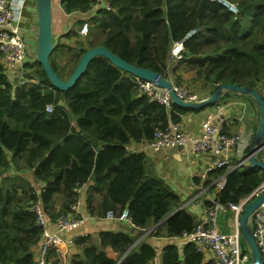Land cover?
I'll use <instances>...</instances> for the list:
<instances>
[{"label":"trees","instance_id":"obj_1","mask_svg":"<svg viewBox=\"0 0 264 264\" xmlns=\"http://www.w3.org/2000/svg\"><path fill=\"white\" fill-rule=\"evenodd\" d=\"M227 1L235 4L237 13L219 0H105V6L77 17L65 31L66 38L79 36L77 47L54 40L50 64L66 79L87 48L104 45L163 77L173 76L183 63L195 80L210 87V93L227 83L251 87L264 98V0ZM61 6L64 12L76 14L87 12L93 3L63 0ZM86 19L91 25L81 35L79 27ZM194 27L198 32L183 41L182 57L169 67L173 42ZM64 47L69 58L59 67L55 54ZM26 65L27 76L37 83L15 85L0 65V264H38L32 247L42 229L33 203L39 199L48 218L55 219L71 211L78 187L87 181L91 183L86 210L91 216L126 208L137 229L154 224L148 232L154 236L161 234V227L166 236L194 227L196 221L185 209L174 211L182 201L153 171L147 155L127 148L130 141L151 140L157 127L179 122L189 108L174 103L166 107L141 92L135 76L104 56L94 57L66 90L49 83L36 59ZM211 173L225 175L215 194L225 204L249 196L264 179V171L257 167L219 168ZM210 183L203 181L206 186ZM77 241L81 253L69 264H158L156 248L146 241L136 243L135 236L121 230H102ZM243 247L247 250L245 243ZM50 255L56 251L52 249ZM160 264L214 263L204 261L203 253L186 241L182 249L163 246Z\"/></svg>","mask_w":264,"mask_h":264},{"label":"built area","instance_id":"obj_2","mask_svg":"<svg viewBox=\"0 0 264 264\" xmlns=\"http://www.w3.org/2000/svg\"><path fill=\"white\" fill-rule=\"evenodd\" d=\"M91 1L93 3L92 8L83 13L92 15L94 10L101 6L100 0ZM219 1L225 4L234 14L238 12L234 3L227 0ZM29 5H34L33 0H0V65L3 67L4 72L9 74V79L15 85L38 82L37 79L27 76L30 68L26 65V62H29L26 49L31 19L28 24L23 23V20L26 17L25 13L29 12L26 11ZM90 25L88 19L84 20L79 27V34L86 35ZM197 32L198 27L191 28L184 34L182 39L174 41L170 49V57L179 60L182 57L183 41ZM165 78L170 81L173 90L182 100H202L188 86L177 83L170 74ZM136 82L141 92L159 103L166 107L172 103L168 90L157 86L155 81H147L136 77ZM46 109L50 111L52 109L51 105H47ZM228 118L224 107L217 105L213 111L205 115L199 134L186 132L179 122H169L162 128L157 127L154 130L149 145L154 150L177 146L184 147L186 145L191 152H200L207 155L204 170L199 174L202 179L207 173H211L215 169L240 168L244 163H247V156L245 155V157L236 161L234 165H230L231 155L236 147L244 142V136L226 130ZM256 153L264 161V143L259 146ZM224 182L225 175L222 173L215 177V181L212 183L213 189L209 190V186L202 188L200 193H203L205 199L210 202L209 206H206L205 219L196 222L191 230L183 231L181 237L192 242L204 256L210 254L214 264H251L250 254L243 247L244 242L238 229V217L252 195L255 196L256 193L264 190V179L249 196L243 197L237 202L226 204L215 198L216 192L219 191ZM31 209L34 211L36 221L42 229L37 263H52L54 259H57V256H51L50 251L54 249L57 253L60 245L65 242V235L80 225L84 217L79 216L78 202L71 205L70 212L60 214L55 219L48 218L39 199L33 203ZM226 212L231 213L236 222V227L231 232L219 230L216 225L218 214ZM106 217L133 225L126 208L116 214L107 211ZM249 223L252 227L255 243L261 253L262 264H264V202L253 210L249 217ZM57 264H60V262Z\"/></svg>","mask_w":264,"mask_h":264},{"label":"crops","instance_id":"obj_3","mask_svg":"<svg viewBox=\"0 0 264 264\" xmlns=\"http://www.w3.org/2000/svg\"><path fill=\"white\" fill-rule=\"evenodd\" d=\"M57 16L55 18V37L59 38L62 43L68 44L66 41L68 38L64 37V33L67 28L74 24L77 17H87L89 13L77 12L76 14L64 12L60 0H58ZM101 5H105V0H100ZM29 12L25 13V19L23 23L28 24L30 19L32 20V6H28ZM75 17V18H74ZM190 71H183L182 67L175 69V73L179 78H190L192 73ZM194 77V72L193 76ZM199 81V80H198ZM202 84V82L200 81ZM185 85V84H184ZM203 85V84H202ZM190 89L195 92L199 99L208 97L210 93V87L207 86L205 93L201 95L193 88ZM226 91L227 94L223 95ZM221 99L213 104L202 107L199 110H186L180 115L179 123L184 130L188 133L199 134L201 132V123L205 115L213 111L217 105L223 106L227 116L229 117L226 123V130L232 133H240L244 136V142H241L231 155V164L234 165L236 161L245 157L249 143L253 137V134L257 128L259 117L257 112L256 101L249 94H242L232 90H223ZM256 106V107H255ZM127 148L131 151H143L149 161L153 171L161 177L172 190L180 197L182 201V208L187 213L193 216L194 221H203L205 219L206 207L204 206L205 195L200 193L202 188L206 186L203 184L205 179L210 180L212 185L215 181V173H207L202 179L199 174L204 170L207 162V155L200 152H191L188 146H177L167 149L154 150L148 143V141H130ZM247 149V150H246ZM258 157V156H257ZM259 158V157H258ZM248 167L247 163H244L240 168ZM198 179V182L194 181V178ZM91 181L83 183L78 187V212L84 217L83 222L74 228V230L65 235V242L60 245L57 250V263L69 264L72 257L81 253V248L78 244L80 236L85 234L95 235L102 230H121L129 235L136 237V243L146 241L156 248L157 262L160 264L161 251L166 244L177 245L179 249H182L185 239L178 236H166L164 233V227H161L159 236L143 235V230L137 229L135 226L129 225L126 222H121L115 218L95 217L87 213L86 210V191ZM207 185V186H209ZM211 190V189H209ZM61 200L58 196L56 199V207L60 206ZM180 205V206H181ZM154 224L150 225L146 229H153ZM236 222L233 215L229 212L220 213L217 219V228L224 232H231L235 229ZM39 250V241L33 245L32 251L34 259L37 261ZM52 251V250H51ZM50 251V253H51ZM112 254V253H110ZM62 259V261H61ZM213 259L211 255L204 256V261ZM56 263V264H57Z\"/></svg>","mask_w":264,"mask_h":264},{"label":"water","instance_id":"obj_4","mask_svg":"<svg viewBox=\"0 0 264 264\" xmlns=\"http://www.w3.org/2000/svg\"><path fill=\"white\" fill-rule=\"evenodd\" d=\"M63 0H60L62 3ZM37 14V40L35 59L41 65L46 73L49 83L59 89L66 90L73 86L84 74L88 63L96 56L106 57L117 68L133 76L147 80L155 81L156 85L166 88L171 96L172 103L189 109H196L218 102L222 97L223 90H232L242 94H249L256 101L259 111V121L253 137L249 143L247 151L248 167H257L264 171V161L257 157V150L264 143V98L251 87L236 84H221L208 97L200 101H184L173 90L170 81L159 75L157 72L130 63L109 50L106 46H92L87 48L80 56L74 69L66 79H62L52 68L49 55L55 47L54 40L57 38L52 32V3L51 0H33ZM264 202V190L252 195L251 199L245 204L242 213L238 217V227L243 241L249 248L251 255V264H262L259 247L255 243L252 227L249 223V217L253 210Z\"/></svg>","mask_w":264,"mask_h":264},{"label":"rangeland","instance_id":"obj_5","mask_svg":"<svg viewBox=\"0 0 264 264\" xmlns=\"http://www.w3.org/2000/svg\"><path fill=\"white\" fill-rule=\"evenodd\" d=\"M52 3V32H55V18L57 16V9H58V0H51ZM28 11V10H26ZM32 20L30 23V34L28 36V41H27V59H29L28 61L31 62L35 59V54H36V40H37V14H36V10H35V5L32 6ZM75 18V17H74ZM77 27V26H76ZM54 36L56 34H53ZM79 37V36H78ZM78 37L76 35H72L68 38V40L66 41L69 47H77L78 46ZM63 52H56V58L58 61V65L59 67L62 66V64H64L67 61V58H69L68 52L65 49V47L62 49ZM31 60V61H30ZM177 61V59L175 57H170V61H168V63L170 64L169 67H171L175 62ZM181 67L183 68L184 71V64L180 63ZM30 68V67H29ZM189 73H192L193 76V71H190ZM8 78H9V74L6 72ZM173 79L176 81L178 78L179 81L177 80L176 82H181L180 84H185L186 86H188L189 88H193L195 91H197L198 93H200L201 95H203L205 93L206 90V86H204V84L202 85L200 83V81L195 80L194 77L192 78V76L190 78H184L182 77L181 79L179 78L178 74L174 73L172 74ZM261 91V90H259ZM256 107V106H255ZM257 109V108H256ZM259 117V114H258ZM220 213L217 216V219L219 217ZM216 225H217V221H216ZM242 239V237H241Z\"/></svg>","mask_w":264,"mask_h":264},{"label":"clouds","instance_id":"obj_6","mask_svg":"<svg viewBox=\"0 0 264 264\" xmlns=\"http://www.w3.org/2000/svg\"><path fill=\"white\" fill-rule=\"evenodd\" d=\"M148 143H149V141H148ZM80 187V186H79ZM76 202H78V199H77V201ZM79 205V204H78ZM181 205V204H180ZM205 206V205H204ZM206 207V206H205ZM182 208V205L181 206H179V208H176V209H174V211H176V210H178V209H181ZM174 211H172L171 213H173ZM79 213V212H78ZM107 213V212H106ZM116 214V213H115ZM79 216H81V214L79 213ZM106 216V215H105ZM83 217V216H82ZM132 226H134V225H132ZM238 229H239V227H238ZM141 230H143V235H147L148 234V232L151 230V228H149V229H141ZM240 231V230H239ZM241 234V233H240ZM86 235V234H85ZM83 236V235H82ZM180 237H181V234L179 235ZM242 237V236H241ZM183 239H185V238H183ZM243 240V239H242ZM185 241H188V240H186L185 239ZM244 242V241H243ZM245 243V242H244ZM246 244V243H245ZM247 246V245H246ZM247 251L249 252V254H250V251H249V248L247 247ZM250 257H251V255H250ZM251 260H252V258H251Z\"/></svg>","mask_w":264,"mask_h":264}]
</instances>
